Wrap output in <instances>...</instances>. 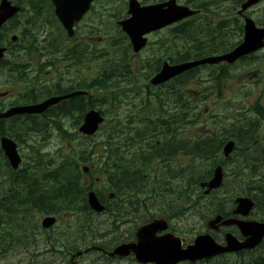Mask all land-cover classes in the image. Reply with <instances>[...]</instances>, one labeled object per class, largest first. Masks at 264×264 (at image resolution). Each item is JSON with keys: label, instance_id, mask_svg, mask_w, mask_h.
Segmentation results:
<instances>
[{"label": "rangeland", "instance_id": "obj_1", "mask_svg": "<svg viewBox=\"0 0 264 264\" xmlns=\"http://www.w3.org/2000/svg\"><path fill=\"white\" fill-rule=\"evenodd\" d=\"M32 1L37 2L36 5H38L40 0H32ZM138 1L141 3L152 4V3H155L161 0H138ZM191 1L194 3L201 2L200 0H191ZM106 2L110 3L111 6H108ZM180 2L182 5L185 4L184 0H180ZM98 3H99L98 5L94 6L92 13L90 12V14L86 15L85 18L75 27V31H77V39L79 42H82L81 46L83 47V49L84 47L88 48L89 50V51L87 50L88 53L85 54V56H82V57L80 56V59L79 61H77L76 64H72V65L62 64L64 68L61 69L60 71H54V70L49 71L50 74L48 76L43 75V79L47 78L49 81L44 83V80H40L39 87H36L35 85H31L30 91L44 92L43 90H41L43 87L48 88V86H52L54 88V86L55 85L57 86L58 84L63 89L69 88V87L77 88L79 85L86 84L87 82L105 78V76H103L105 72L107 73V76H108L109 72L115 71L114 67L102 66V63H103L102 61L105 58L106 54L105 52H99V51L103 49L102 39L105 38V35L109 34V36H113L114 31H115L114 21H117L120 18H123V17L119 18L118 16L119 14H122V9L125 10V6L117 5V3L124 4L120 0H109V1L100 0ZM206 4H207L205 5L207 7L205 8L206 13L198 19V21L202 22L200 23L202 24L201 26L202 28L201 29L196 28L197 26L196 24L194 26H190L191 28L190 32L193 35H198V36H201L202 38L206 37L209 33L207 31V28H209V25H208V22H206L205 20L210 21V26L213 27V23H214V26H216L219 23L226 22V19H223V18H227L229 15L235 14V10L232 11V5H230L229 2L221 3L217 0H208ZM25 8H26L25 13H22L18 19H15L13 21V24H12L13 26L11 25L8 26L9 28H12V29H11V32L7 35V39H9L11 35H17L19 37L20 32L25 27V23L27 22L28 17H30L31 15L30 14L31 10L28 9V7H25ZM43 16H44V19L42 20L41 25L37 26L38 30L35 32L36 46L38 47L39 50H43L45 48L47 49L49 47V51L53 52L59 46V43L63 44L64 42L63 40L67 39V36L65 35V33L62 32V29L59 23H57L54 19H52V10L50 8H47L43 11ZM247 16L253 19L255 23L264 27V1H262L259 5L255 6L251 10H249ZM45 24H48V25H45ZM232 29L234 28L231 26L229 30H232ZM234 31L235 30H232V32ZM22 34L20 35L21 37H23ZM165 35L166 34L162 33L154 38L151 37L150 38L151 45L149 46V48L141 52L140 54H138V56L132 55L131 52L128 54V57L131 62V66L134 69V73H135L134 81L130 82V79L128 78H131V76L127 75V73L125 72L126 69H123V68H119L121 70H124V73H122L123 75L115 73L112 76H110L111 79H109L111 81L113 79H116V81L119 84L118 88L116 87L110 90L111 93H117V94L112 95L113 97H116L117 99L114 102V105H117L119 103L123 105V107H121L118 110L117 108H111V116L115 120V122H112V126L117 124L122 127H129L131 131L130 135L132 137H136L137 131H135V127H139L138 128V132H139L141 125L133 124L134 122H137L136 120H134L137 118V116L134 113L132 116L129 115V118L133 119V121H131L130 124H128L129 122L127 120L129 118H126L128 115L125 114V111L127 109V105L131 104L134 101L133 95L137 91L135 92H132V91L141 88L142 94L145 95L144 87L148 84V81L151 77L147 79L148 71L143 70L141 68L143 66H145L143 68H146V67L152 68L157 63L159 58L156 59L153 57L152 59H150L152 60L151 62L149 63H146V62L148 61L149 58H151V56H153L154 53H156L154 51L152 52V50H154L155 48L154 46L156 42L160 38L164 37ZM117 37L118 36L114 38H117ZM217 37L220 38V40L218 41L219 43L228 42L229 40H233V42L235 43L240 40V37H242V34H236L234 35L233 38L228 34L220 35ZM23 39L26 41L24 37ZM114 41H115L114 44L117 46V49L119 47L118 50L120 51L121 55L123 57H127V54L124 51V48H121L120 45L122 44L126 48L128 47V41L124 40L121 42L119 39H114ZM212 43L214 44L216 42L213 41ZM79 53L80 55H82L81 54L82 52H79ZM23 59L27 60L26 57H24ZM121 61L122 59L118 58L115 61H112L111 63H116V62H121ZM66 67H68L67 70L65 69ZM230 67L231 68H229L228 70L229 78L225 82L223 80L218 82L215 79H213L214 76L217 74V72L214 69L206 68V67L200 70H197V72L201 71L200 73L196 72L193 75H190L188 77L184 76L178 80V83L176 84V86L182 87L186 85L183 88L187 89V91H185L184 94L186 95V99H188V101L182 99V102L189 105V108H190L187 118H189V120H195V117H198V120L196 121V123L193 124V128L189 130L184 129L181 131L180 127L178 130H175L174 128L172 138L174 142H178L183 147V148H180L178 151H185L188 147L185 146L186 140L183 138L192 139V137L195 134L201 133L198 130L200 129L203 130L202 128L204 126L206 127L204 135L213 136L216 132H219V130H221L222 137H224L226 132L230 130L229 126L234 125L233 123H235L236 121L237 122L239 121L238 124L242 126L243 124L242 121L246 122L247 120L246 123L249 126L247 127V129H249L251 133L249 136L244 138V140H239L237 136H234V135L232 136V133L231 134L228 133L224 137L226 138L227 136L231 135V138L229 137L225 139V141L234 139L235 143L237 144V154L235 155L243 159V165L237 167L240 169L242 168L243 171L241 172L239 170L235 173V175L237 176L245 175L246 176L248 174L247 171L249 170V169L247 170V168L252 166V162L254 160L258 161V158L246 157L244 156L245 152L251 151L256 154L255 152L256 145L257 146L264 145V50L256 54L254 59H250L248 61L247 59L241 60L237 64L230 66ZM197 78H199L200 81L197 80ZM129 82H130V85L128 84ZM23 84L24 83H20L14 76L9 75L8 73L0 72V93H5L8 91L11 92L12 90L15 93V96L12 97L11 99L7 100L5 98L1 100L3 107L9 105L10 103L16 102L17 101L16 99L18 98V95H17L18 92L20 93L23 92V94L28 92L29 89L23 90V86H22ZM47 84L48 86H46ZM220 85H222V87H218ZM126 88H128L127 92L122 91ZM153 89H157V88H153ZM166 90L167 89H163L162 90L163 93H161V97H163L165 101V108L163 109V111L165 112L168 111L170 113H175V112L180 111V109L177 108V99H175L173 96H170V94H167L169 90L168 91ZM120 91L121 93H119ZM155 92H158V90H155ZM218 94H221V96L219 97ZM91 95L95 96V91H93ZM125 97L127 98V101H125L124 99ZM137 100L138 99L136 98L135 101ZM257 104L261 107V108L259 107V109L262 110L261 113L263 116H258L255 110H253L254 106ZM94 107L96 110L103 109V108L108 109L107 105L102 101V97L99 95H97V99H95ZM132 108H129L127 110H131ZM205 108H208L210 110L209 116H206V117L204 116V113H203ZM73 113L74 112L70 114H73ZM199 113L201 115L194 116V114H199ZM107 115L109 117V114ZM145 118L147 120L155 119V117L152 116L149 113V111H145ZM46 119H44V121L47 123ZM205 120H209V122L207 124H204ZM248 122H251V123L249 124ZM148 124L150 123H146L144 125H148ZM252 124L255 126H253ZM68 126L70 125H67V128ZM22 127H23V130H21L20 131L21 133L19 132V135H17L20 138H23L26 131L33 129L34 127L37 130H39L38 132L41 134L40 138H37L39 144L45 143L46 145V143L50 139V134H48V132H45L43 130L45 127L38 125V124L36 126L34 121H28L27 123L22 124ZM46 128L48 130L51 129L48 123H47ZM207 128L210 130H214V131L216 130V132L206 131ZM15 129H17L16 126L14 127V130ZM65 129H66V126H65ZM159 132L161 131L159 130ZM73 133L74 131L69 133L71 134V136L63 144L66 146L67 142L69 144V142H73L74 140L75 141L74 147L77 149H81L80 146L76 145L79 142L78 140L79 138L73 136ZM162 134L165 137V141L166 139H169L168 136L166 135L164 128H162ZM221 134H216V137H218L219 139L221 137ZM253 135L255 136V138L257 137L256 140ZM45 136H46V139H45ZM122 140L123 142H126L127 138H123ZM211 140H214V139H211ZM99 141H100V138L92 139L90 141V146L93 148H96V144ZM150 143L154 145L153 137L150 140ZM217 143L220 144V140L216 141V144ZM49 146L53 148L56 147L57 150L60 149L59 142L57 140L50 141ZM134 146L135 147L138 146V142H135L134 145H130L129 148L134 147ZM35 148L38 149L39 147H35ZM111 148L113 149L112 146ZM115 149L116 148H114V150ZM135 149H137V147L134 149L132 148V150H135ZM19 150H20V155H22L25 161V164H27L26 160L28 159V157L31 156V152L26 146H23L21 149L19 148ZM163 152L164 151L161 149L157 151V153H159L160 155H164L165 153L163 154ZM44 153L45 151L42 152V154ZM175 154H173L171 157L172 164L168 166L162 165V168L163 170L169 169L168 170L170 172L169 174H173V175L175 174L176 176H178V174L182 170H179L174 164L173 157L175 156ZM109 155H110V151L108 154V160H111L109 159ZM234 157L235 156H233V158ZM161 158L165 160L163 157ZM261 159H263L264 161V157ZM210 160H213V158H210ZM256 161L254 163V167L260 166L259 167L260 174H258V177H252L251 180L246 182V184L249 185L250 188L252 189L245 190V188L242 186L243 190L248 194H253L255 192L254 186L256 184L255 185L253 184L256 182V180L259 177L264 176L263 163L259 165V163ZM187 163H189L188 171H189L190 178H192V175H194L195 172L197 173V176L203 177L210 170V167H208L207 163H204L202 161L198 162V161L192 160L191 158L190 161L184 162L183 165H186ZM195 164L196 166L193 167ZM230 167H232V165ZM27 168H30V167H27ZM160 169L158 171V174L161 173ZM239 179L240 178H234V180H239ZM164 183H165V186L163 190L165 192H164L163 198L162 197L156 198L152 201L151 197L147 194H143L144 196L142 194H139L136 197L137 199H139V202H140L138 206L141 205L142 207V210H140L141 213L147 211V208H148L150 210V213L153 214V218H165L166 219L168 218L169 215L165 214V213H168L167 211L166 212L162 211L163 208L165 209L170 208L173 211H175L179 206H182V208H186L187 206L192 207V208L195 207V205L192 204L191 202L188 203L189 200H187L185 197H182L181 200H177L172 195L171 196L169 195L173 193L172 191H174V189H178L181 186H183L182 188H184V186L190 182L184 181L179 184V179L175 178L171 180L166 179ZM242 185H243V182H242ZM140 187H145V185L142 183L140 184ZM190 189L195 190L194 196L192 197L191 200L198 198L201 204L197 205L198 208L196 207L194 210H191L185 213L184 215L180 216L177 219L174 218V219H171L170 221L167 220L168 224L176 231V232H172V231L171 232L174 233V235H176L183 241V246L191 244V242L195 239L196 236L206 233V222L215 214L213 213L216 210L215 205H218V203H221V204L223 203V201L220 200L219 202L214 203V207H213L212 206V203H213L212 196L209 197V199H204L200 197L199 192H202V191L196 185H192ZM174 194H176L175 191H174ZM129 197H131V194H129ZM145 200L147 202L149 201L150 202L152 201V202L147 203ZM174 200L177 202H175ZM160 201L162 202V204H164L162 208H158V205H157L161 203ZM170 201L172 203H170ZM153 202H159V203L154 204ZM182 203L184 205H182ZM186 203H188L187 206H185ZM229 205H230L229 202L225 200L224 206L226 208H229ZM255 210L257 213H259L257 218H260L264 214L263 210H261L260 207L256 208ZM137 216H140V217H137L135 219L130 218L132 219V221H134L133 224L142 222L141 219L145 217L146 214L137 215ZM38 218L39 217L37 216L36 218L37 221L39 220ZM95 221H96L95 224L103 223L102 224L103 230L105 234H108V236L103 240L99 239L97 235L95 236L89 235L85 237L84 243L82 244V247H80L83 250L88 248L87 243L89 245H92V244L109 245L108 242L110 240L118 239L116 240L118 244L121 242H126V240L130 237L132 238L134 234V230H130L132 227L127 230V233H124V230L126 229L127 226L120 225L122 227L120 228V230H117L115 232L116 237L112 238L113 234L111 236L109 235V233H111V230H110L111 220L109 219V217L107 215L99 216ZM146 221H149V219H147ZM36 234H37V238L35 240L37 243L36 248L30 247L29 252L18 249L17 252L14 254L13 258H1L0 264H72V261L74 262V264H89L90 261H94L96 258H98L94 254V252H88V253H85V255L75 256V258L73 259L71 258L72 259L71 261L70 257L73 255L74 252H70L69 254H67L66 259L55 258L56 260L52 261V258L50 257V255L46 254V250H48L47 249L48 247L44 245V239L48 233L42 232L41 229L37 227ZM71 235L72 233L70 231L61 232L60 238L62 239V242L65 244L64 246L67 247L70 244L69 239ZM92 246H95V245H92ZM57 249L58 250L61 249V251L63 250L62 248H57ZM263 252L264 250H260V251L254 252V254H259ZM224 260L229 263H233L238 260V257L235 255H229V256H226ZM112 264H132V262L131 260L130 261L125 260V261H120V262H116Z\"/></svg>", "mask_w": 264, "mask_h": 264}, {"label": "trees", "instance_id": "obj_2", "mask_svg": "<svg viewBox=\"0 0 264 264\" xmlns=\"http://www.w3.org/2000/svg\"><path fill=\"white\" fill-rule=\"evenodd\" d=\"M46 5H47V0H40L38 5H36V6H46ZM40 9H42V7H40ZM38 12H39L38 9H36L35 13H38ZM43 19H44V17L35 16L34 20L31 19L30 21H27L25 24H27L29 31H35L37 29V26L41 25V22ZM178 28H179V29H177L178 35L176 34L177 39H180V37L188 38L192 34L189 30L186 31L185 29H183L181 27H178ZM116 36H118V37L117 38H111V40L119 39L121 42L125 40L124 36L120 33L119 30L115 32V37ZM24 37H26V35ZM195 39L196 38L193 37L192 38L193 41L189 40L185 45L183 43H179L177 57H175V58L170 57L168 59V61L172 64H176V63H181V62H187L190 60L201 59V58H204V57L212 54L213 47H212L211 42H205L202 40H199V42H198V40H195ZM208 43H211V44L208 45ZM230 47H233V44L229 45L228 43H226L224 45V48L226 50H229ZM75 53H74L75 55L73 54V56H72V59L74 62H76V59H77L78 55L80 54L79 51L75 52ZM159 66H160V63L155 64L152 68H147V69L149 70V72L151 74H154L159 70V68H160ZM115 73H117V72L111 71L108 73V76H107V73H105L103 76H105V78H108L109 76H111ZM227 75H228V73H227V70L225 68L220 69L219 75H216L214 79H216L217 81H220V79H222L224 76L226 77ZM99 86L102 87L103 84H100ZM57 90L63 91L62 88H57ZM30 93L38 94V95H40V98H42L45 94H47L45 91L44 92L30 91ZM168 94H170L175 99H177V108H179L180 111L173 114L174 118L170 117L167 120H163L160 118L159 120H156L153 122H148V123H150L148 125H144L145 129L153 127L152 128L153 130H158V131L160 130L161 131V132H158V133H160L159 136L162 137V140L159 141L160 142L159 145L148 144L147 145L148 148L144 147L145 149H143V150L138 149V151L136 152V155H133V157H137V159H130L129 161L123 162L121 160L120 156L123 155V154H121V148L124 146V144L121 145L118 142L115 146V148L117 149V153L114 154L112 152V150H110V148H111V131L108 133V130L107 131L105 130L104 136H103L101 142L96 144V147H98V150L101 153V156L96 161L95 160L93 161V158H92L94 155V151L92 149H88V148L84 149V152H82L78 156L73 154L72 151L68 150V149H66L65 152H63V153H61L62 150L57 153V157H56V159H53L52 163H55L56 167L58 166V169H56L50 177H43V178H41V180H42V183H45V180H46L48 182V184L50 183V181L55 182L58 184V186L56 184H54L51 188H49L48 184L42 185L39 180L35 179L34 175H35V173L38 172V169L33 167L30 170L26 169V168L24 170V171H27V170L30 171L28 173L29 177H30V179H33V181H34L32 184H30L31 187L29 186V188L27 189L26 185L22 182V177L25 176V173L23 172L24 174L21 175V177H19L18 175H16L17 173L11 172L7 161L5 160V158L3 157V155L0 151V173H1L0 185L9 182L10 178H12V180L17 179L14 181H16L19 184V188L22 190L19 193L9 192V193L5 194L6 193L5 192L2 195H0V229L5 224H7L10 228V230L5 234V236H3V238L0 236V241H2V245H1L2 248H0V249H3L2 253L8 251L12 244L16 245L17 243H21V244L27 243V239H26L27 224L30 220L27 219L26 215H22L18 211V208L26 209L27 206H29V207H32L34 209V211H38L40 213H52L53 211L56 210V208L53 206L48 207V206L44 205L46 203L43 200H47L48 203H51L52 200L56 201V200H59L60 198H70V197L75 196V197H78V199L77 200H70L69 203H75L76 201H80V203H78L76 206H74L72 208V211L75 212L76 214H79V215H84L86 217L88 216L87 215V207H86L84 200H83L84 193H85V188L83 187L84 176L80 170L79 162L85 163L86 161H91L92 165H94L93 162H96L98 165H100V168L98 169L99 175L96 176L97 178H99L100 181L107 180V173H109V178H110L109 180L112 182L115 180V182L112 184V186L110 184V187H111V190L114 191V193L116 194V197H121V196H123V194L124 195L131 194V197H129L127 200H121V201L116 200L115 203H121V202L129 203L134 197H137L139 194H147L151 197V199H156V198H161V197L163 198V195L165 192L163 190L164 186H165V183L163 182L164 179L162 178V176L152 177L151 180L148 178V175L146 173L148 171V166H146V172H143L140 169V167L147 165L149 163L150 159L144 160L143 157L139 155V153L141 154V153L146 152L149 155V157H151V155L157 157L158 159H160L163 166H165V165L168 166V165L172 164L171 157H169V159H168V157H166L164 155H160L159 153H157V151L159 149L163 150V149H169V148H171V146L173 147L172 144L166 145L167 141H165V137L162 134V128L165 129V132L167 130H170L169 128H171V127H172V129L175 128V130H177L178 127L180 126V124L183 122L184 118H186L185 114H186L188 105L185 104L184 102H182V99L180 98V96L178 95V93L175 90L170 89ZM30 98H32V99H29L27 101V103H36L39 100L34 95ZM85 100H87V99H80V100H76V101L74 100L72 102L67 101V102L59 105L55 110H53V112L55 111V113L53 115L56 116L54 118H57V120H53L52 117H50V120H49L50 123L59 124L58 118H60V121H62V118L65 117V120L63 122L64 125L66 122H70V123L75 124L76 121L82 117V114L86 110V108L92 107L91 99H88L86 101V103H85ZM71 106H73L75 109H77L76 112H74L73 114L68 113ZM80 112L82 113V114H80V116L74 117L76 115V113H80ZM255 112L258 114V116H263L261 113L262 110L256 109ZM62 114H64V115H62ZM69 118L75 119V121H70ZM164 119H165V117H164ZM197 120H198V118L195 117L194 123H196ZM29 121H32V120H29ZM0 122H1L0 136L2 137V136H6L7 132H8V135H10V136L19 135V132L21 130H23L22 124H25L28 121L27 120H24L22 122L19 121V122L12 124L11 126H7V127H4L5 125H4L3 121H0ZM242 122L244 123V124H242V127L240 125H239L240 127L238 126V131L240 129L242 130V132H240L241 136L243 134L244 135L250 134L251 132L248 133L249 130L247 129L248 124L244 121H242ZM142 123H144V122H142ZM248 123L250 124L251 122H248ZM170 125H171V127H170ZM15 126L17 127V129L14 130ZM44 127L46 128L47 126H44ZM166 127H169V128H166ZM5 128H7V129H5ZM10 128H13L12 130H14V131H12ZM45 128H44V131L48 132V134H49V130L47 128L46 129ZM200 131H202V130L200 129ZM245 131H248V132H245ZM228 133H229V131L226 132V134H228ZM140 134H141L140 132H137V135L135 138H138L140 136ZM145 134L148 136V139H149L150 135H148L147 133H145ZM217 134H221V130H219V132ZM226 134L224 135V137L226 136ZM166 135L168 136L167 132H166ZM63 137L69 138L70 135L66 131H64ZM221 137H222V134H221ZM229 137L231 138V136H227L225 139H227ZM210 138L214 139V140H211ZM218 140L219 139H218V137H216V135L205 136L202 133L195 134L192 137V139L186 140L185 146L192 149L193 160L198 161V162L202 161L204 163H207L208 167H210V170L205 175L206 177L205 176L199 177V176H197V173L195 172L194 175H192V178H190L189 172H186V176L181 178V181L184 178H188L190 181H192V182H190L192 185H197L200 182L205 181L210 176L211 170L216 164V159H213V160H209V159L216 157L217 156L216 153L218 154L221 151L222 146H223V143H220V144L217 143L216 144V141H218ZM133 143L134 142L132 141L131 145H133ZM139 147H140V145H139ZM256 147H258V146L256 145ZM181 148H183V147H181ZM262 148H263V150H261L259 153H260V156L264 157V146H262ZM187 149L184 152H186ZM109 151H110L109 158H114V156H116L114 159L108 160ZM180 152L181 151H178L175 154V156L177 154H179ZM161 157H163L165 160H163ZM131 158H132V156H131ZM126 165H128V166H126ZM242 165H243V162H242ZM263 165H264V161H263ZM123 166H124V168H123ZM195 166H196V164L193 167H195ZM237 167H239V166L233 165L232 169L237 168ZM125 168H126V170H125ZM251 168H252V166L249 167L248 169H251ZM33 169H34V171H33ZM128 169H129V172L127 171ZM130 169L133 171H131ZM232 169L229 170L230 173H233ZM168 170L169 169H164V171H168ZM248 171H251V170H248ZM118 172L120 174L119 177H118ZM130 172H132V174ZM138 174H139V176H138ZM258 174H260V173H255V174L252 173L250 178L249 177L246 178V176L242 177V176H237V175H234L233 177L234 178H241L242 177L241 179H239L240 182H243L242 186L245 188H248L249 185H247L246 182L251 180L253 175H256V177H258ZM134 175H137V176L134 177ZM173 176H174V178L176 177L175 174ZM88 178L91 181L90 184L93 185L94 184L93 183L94 177L92 175H88ZM135 178H137V179H135ZM137 181H138V183H137ZM142 183L145 185V187H140V184H142ZM190 183L186 184L184 186V189L182 188L183 186H181L180 188L174 190L176 192L177 198H180L182 196H184L186 198L191 197V192L188 189L190 186ZM254 185H255L254 189H255L256 193H263L264 192V176L259 177L256 180V182L254 183ZM36 186L40 190V193L37 191ZM33 187H34V189L32 190ZM145 188H147V189H145ZM174 191H172L173 193L171 195L174 194ZM13 193L16 194L17 197ZM23 196L26 198L23 199L22 198ZM104 202L107 204L108 213L110 215H112L111 208L109 207V204L106 201V199H104ZM215 207H218L217 211H219V209H220L219 205H215ZM118 208H120V207H118ZM118 210L119 209L113 210V212L115 213L116 216L119 217L118 220L121 221V220H123L122 218H125V216H126V218H134V217L137 218L136 215H140V212H141L140 210H142V207L140 205L139 208L134 206V207H130L128 209H124L123 211L121 208H120L119 212H118ZM185 211H186L185 209H181L180 211H178L175 214L176 215L182 214ZM128 212H130V213H128ZM123 213H124V215H123ZM117 214H119V215H117ZM120 214H121V216H120ZM145 214L147 215L148 212L145 211ZM147 216H149V214ZM147 216L143 217L142 219L146 218ZM12 218H14L13 220H15V221H13ZM86 220H87L86 223L82 225V231H89L92 229L89 217H87ZM13 233H15V237H14ZM80 237H81V235H80ZM234 264H264V257L257 256L255 258H250L249 260H240Z\"/></svg>", "mask_w": 264, "mask_h": 264}, {"label": "water", "instance_id": "obj_3", "mask_svg": "<svg viewBox=\"0 0 264 264\" xmlns=\"http://www.w3.org/2000/svg\"><path fill=\"white\" fill-rule=\"evenodd\" d=\"M55 7V14L64 29L67 31L69 37L73 36V25L75 22L80 21L81 17L89 10L90 4L93 0H51ZM259 0H249L243 9L255 4ZM18 11L17 8L10 7L7 0H2L0 4V26L9 17ZM193 13L189 12L187 8L176 7L173 1L162 5L141 7L136 0H130L128 6V15L130 18L122 21L119 25L122 31L128 36L131 42L132 49L138 53L146 44V40L142 37L152 31L159 30L171 24H174L182 19L190 17ZM245 27V40L244 43L236 49L233 53L222 58H210L199 62H192L176 66H169L165 63L160 73L152 80V84H160L176 77L193 67L204 64H216L220 61L226 60L233 62L240 56L252 52L259 48V42L264 38V30L255 29L253 23L248 20ZM2 50H0V58ZM78 95V94H75ZM59 99H52L45 104L33 108L16 109L0 118H8L17 113H36L44 111L48 106L58 102ZM84 125L80 128V132L87 135L94 134L102 119L98 113H90L85 118ZM1 147L4 151L12 168H17L19 164V157L16 152V146L8 139L1 141ZM233 148V144L229 143L224 149L227 156ZM222 180L221 169L218 168L215 172L214 178L207 184H202V187H207L208 191L220 187ZM240 201L243 204L242 200ZM244 207L240 206L239 212L246 215L251 208L248 201ZM89 203L95 210L100 211L94 195L90 194ZM245 203V202H244ZM220 218H216L209 223V227H214V224L219 222ZM54 223L53 219H46L42 226L49 228ZM224 224V223H223ZM250 228V225H246ZM254 226V228H253ZM251 229L243 230L245 235L250 238L243 244H239L235 240L227 238V246L220 247L214 243L209 236L198 237L194 246L188 247L186 250H181L180 241L170 235L155 238L154 234L158 230L166 229V224L163 221L154 222L153 224L139 229L136 233L137 244L132 245L129 249L125 247L115 251V254L124 256L128 255L129 251L136 255V259L140 263L155 262L156 264H175L179 261H196L204 258H210L225 252H235L243 249H252L255 247L264 236V227L258 224L253 225Z\"/></svg>", "mask_w": 264, "mask_h": 264}, {"label": "bare ground", "instance_id": "obj_4", "mask_svg": "<svg viewBox=\"0 0 264 264\" xmlns=\"http://www.w3.org/2000/svg\"><path fill=\"white\" fill-rule=\"evenodd\" d=\"M45 50V52L47 51V53H52V52H50L49 51V47L46 49H44ZM52 51V50H51ZM76 54V53H75ZM74 54V55H75ZM82 54V53H81ZM80 56L82 57V55H78V57H77V59H76V63H77V61H79V59H80ZM86 60V59H85ZM80 63V62H79ZM170 91V90H169ZM167 94H168V92H167ZM36 96L39 100L40 99H42L43 97H45V95H47V94H45L42 98H40V95H38V94H33V93H30V95H29V97H32V96ZM171 96V95H170ZM189 110H190V108H189V105L187 106V111H186V118H184V120H183V122L181 123V124H184V123H187L188 121H189V118H187V115H188V113H189ZM55 113V111L53 112H51V114L50 115H53ZM64 113V112H63ZM66 113V112H65ZM69 113V112H68ZM176 113V112H175ZM174 114V113H173ZM62 115H64V114H62ZM59 116V115H58ZM66 116V115H65ZM53 120H57V118H52ZM27 120V119H26ZM64 120H65V118H62V121H60V118H58V121H59V124L60 125H64ZM69 120L70 121H75V119H72V118H69ZM27 121H29V120H27ZM239 122V121H238ZM238 122H236V123H233L234 125H231V126H229V128H230V132H229V134H231L232 133V136L234 135V136H237L238 138H239V140H244V138H246L247 136H249L250 134H243L242 136H241V133L240 132H242V130L240 129L239 131H238V126L240 125V124H238ZM246 122H247V120H246ZM180 124V125H181ZM226 124V123H225ZM244 124V123H243ZM71 125H74V123H71ZM175 125V124H174ZM253 125V124H252ZM236 126V127H235ZM241 126V125H240ZM253 126H255V125H253ZM170 127H171V125H170ZM174 127V126H173ZM180 127V126H179ZM179 127H178V129H179ZM242 127V126H241ZM249 127V126H248ZM34 128V127H33ZM153 127H150V128H146V129H144V132L143 133H141L140 134V136H139V139H138V141H139V145H140V147H138V149H141V150H143V149H145L144 147H146V148H148L147 147V145L148 144H151L150 143V140L152 139V137L154 138V141L155 140H162V137H160L159 136V131L158 130H153L152 129ZM166 128H169V127H166ZM5 129H7V128H5ZM11 130L13 129V128H10ZM43 129V128H42ZM46 129V128H45ZM170 130H167L166 132H167V134H168V138L169 139H167L166 141L168 142V144L167 145H173V147L171 146V148H169V149H163V154H164V156H166V157H168V159H169V157H172V155L173 154H175L181 147H182V145H180L178 142H174V140H173V138H172V136H173V130H174V128L172 129V127L171 128H169ZM177 129V130H178ZM256 129V128H255ZM44 130V129H43ZM249 130V129H248ZM12 131H14V130H12ZM25 131V130H24ZM39 131V130H38ZM11 132V131H10ZM245 132H248V131H245ZM251 131H249L248 133H250ZM21 133V132H20ZM23 133V132H22ZM145 133H147L148 135H150V137H149V139H148V136L145 134ZM218 132H216L215 133V135L217 134ZM235 133V134H234ZM7 135H8V132L6 133ZM240 135V137H239V135ZM255 135V134H254ZM253 135V136H254ZM152 136V137H151ZM229 136H231V135H229ZM13 137H18V136H14L13 135ZM242 137V138H241ZM19 139H23V138H20V137H18ZM241 138V139H240ZM254 138H255V136H254ZM257 138V137H256ZM256 138H255V140H256ZM45 139H46V136H45ZM253 139V138H252ZM251 141V140H250ZM254 141V140H253ZM166 142V143H167ZM248 143V142H247ZM245 144V143H244ZM243 145V144H242ZM241 145V146H242ZM254 145V144H253ZM247 146V145H246ZM264 146V145H263ZM113 147V146H112ZM244 148V147H243ZM242 148V149H243ZM111 150H112V152L114 153V154H116L117 153V149H115L114 150V147H113V149L111 148ZM245 150V149H244ZM261 150H263V148H262V146H258V147H256L255 148V152H256V154L254 153V152H250V151H247V152H245V154H244V156H246V157H251V158H258V161H256V160H254L253 162H252V168L251 169H249V170H251V171H247L248 172V174L246 175L247 177H250L251 176V174L253 173V174H255V173H260V169H259V167L260 166H257V167H254V163H255V161L256 162H258L259 163V165L261 164V163H263V159H261V158H263L262 156H260V151ZM240 153V152H239ZM139 155L140 156H142L143 157V159L144 160H146V159H150V161H149V163L147 164V165H145V166H143V167H140V169L143 171V172H146V166H148V171L146 172L147 173V175H148V178L151 180L152 179V177H158V176H162V178L164 179V181L163 182H165V180L167 179V180H171V179H179V184L180 183H182V182H184V181H187V182H192V181H190L188 178H184L182 181H181V178H183V177H185L186 176V172H189L188 171V169L187 170H182L179 174H178V176H176L175 178H174V176H173V174H169V171H164L163 170V168H162V164H161V161H160V159H158L157 157H155V156H152L151 155V157H149V155L146 153V152H144V153H139ZM116 156H114V158H115ZM114 158H109V159H114ZM155 159V160H154ZM210 160V159H209ZM208 160V161H209ZM245 160H247V159H245ZM156 161H159L160 162V167H159V169H160V172L161 173H159L158 174V171H159V169L157 170V171H154V169H153V167H152V165H153V163L154 162H156ZM250 161H251V159H250ZM146 162V161H145ZM228 163V162H227ZM111 164V163H110ZM228 164H230V163H228ZM126 166H128V165H126ZM256 166V165H255ZM264 166V165H263ZM33 167H30V168H28L29 170L30 169H32ZM36 168V167H35ZM123 168H124V166H123ZM128 168V167H127ZM122 169V168H121ZM120 169V170H121ZM123 170V169H122ZM121 170V171H122ZM125 170H126V168H125ZM131 170V169H130ZM243 171L242 170V168L240 169V168H234V169H232V171H233V173H232V178L234 179V175H235V173L237 172V171ZM264 170V169H263ZM28 171V170H27ZM24 171V173H25V176H23L22 177V182L26 185V187H27V189L29 188V186H30V184H32L34 181H33V179H30V177H29V172L30 171ZM33 171H34V169H33ZM128 172H129V169L127 170ZM131 171H133V170H131ZM164 171V172H163ZM131 174H132V172H130ZM140 173V172H139ZM239 173V172H238ZM241 174V173H240ZM119 172H118V177H119ZM143 175V174H142ZM182 175H183V177H182ZM129 176V175H128ZM132 176V175H131ZM135 176H137V175H134V177ZM138 176H139V174H138ZM245 176V175H244ZM16 177V176H15ZM243 177V176H242ZM253 177H256V175H253ZM135 179H137V178H135ZM241 179V178H240ZM40 182H41V184L42 185H45V184H48V182L45 180V183H42V180L40 179L39 180ZM128 181V180H127ZM20 182V181H19ZM51 182V181H50ZM112 181H110L109 180V183L111 184V186H112V184L115 182V180L111 183ZM136 182V181H135ZM137 183H138V181H137ZM136 183V184H137ZM171 183V182H170ZM21 184V183H20ZM167 184V183H166ZM23 185V184H22ZM254 185V184H253ZM169 186V185H168ZM31 187V186H30ZM247 187V186H246ZM170 188V187H169ZM178 188V187H177ZM245 188V187H244ZM34 189V187L32 188V190ZM36 189H37V191L40 193V190L37 188V186H36ZM171 189V188H170ZM249 189H252V188H250V186L248 187V188H245V190H249ZM175 190V189H174ZM171 191V190H170ZM14 194V193H13ZM16 197H17V195L16 194H14ZM143 195V194H142ZM167 195V194H166ZM169 195H171V194H169ZM144 196V195H143ZM140 197H142V196H140ZM166 198V197H165ZM17 199V198H16ZM124 199V194H123V196H121V197H116V199L115 200H113V201H110V200H106L107 202H108V204H109V207L111 208V213H112V217H113V219H114V228H117V227H120V225H124L125 224V222L127 223L129 220H130V218H126V216H125V218H122L123 220H118V216H116L115 215V213L113 212V210H116V209H119L120 210V208L122 209V211L124 210V209H128V208H130V207H134V206H136L137 208H139V206H138V204H140V202H139V199H137L136 197H134L129 203H127V204H125V205H121L120 203H115L116 202V200L117 201H121V200H123ZM147 200V199H146ZM145 200V201H146ZM152 201L154 200V199H151ZM142 201H143V199H142ZM144 201V202H145ZM148 201V200H147ZM146 201V202H147ZM151 201V202H152ZM150 201L149 202H147V203H151ZM161 202V201H160ZM213 202V201H212ZM154 204H157V203H159V202H153ZM144 204V203H143ZM142 204V205H143ZM104 205H105V208H106V211L108 210V208H107V204L104 202ZM148 205V204H147ZM146 205V206H147ZM150 205V204H149ZM158 205V204H157ZM112 206V207H111ZM153 206V205H152ZM118 207H120V208H118ZM151 207V206H150ZM7 208V207H6ZM198 208V207H197ZM148 209V208H147ZM217 209H218V207H216V210L215 211H217ZM220 209H227L226 207H220ZM4 210V209H3ZM119 210H118V212H119ZM121 211V212H122ZM126 211V210H125ZM145 211V210H144ZM139 212V211H138ZM75 213V212H74ZM107 213H108V211H107ZM128 213H130V212H128ZM109 214V213H108ZM127 214V213H126ZM139 214V213H138ZM145 214V212H140V215H144ZM79 215V214H78ZM117 215H119V214H117ZM123 215H124V213H123ZM148 215V214H147ZM194 215V214H193ZM120 216H121V214H120ZM17 217V216H16ZM136 217H138L137 215H136ZM14 218H12V220H13ZM19 219V218H18ZM13 221H15V220H13ZM19 221V220H18ZM78 238H80V235H78Z\"/></svg>", "mask_w": 264, "mask_h": 264}, {"label": "flooded vegetation", "instance_id": "obj_5", "mask_svg": "<svg viewBox=\"0 0 264 264\" xmlns=\"http://www.w3.org/2000/svg\"><path fill=\"white\" fill-rule=\"evenodd\" d=\"M76 63V62H75ZM48 69H51V68H48ZM29 70H30V72H33V73H35V74H37L36 75V77H34V78H38V80H40V76H41V71H43L42 70V68L41 67H31V68H29ZM42 74H49V72L48 71H45L44 73H42ZM1 100V99H0ZM2 108V103L0 102V109ZM77 109H75L73 106H71L70 107V109H69V113H72V112H75ZM53 111V110H52ZM52 111H50L49 112V115L51 114V112ZM50 117H52V118H54V117H56L55 115H50ZM23 118H26L27 120H32V118L33 117H31V116H25V117H21V119H23ZM20 119V118H19ZM14 120H17L18 121V119H14ZM18 138V137H17ZM217 154V153H216ZM213 159H216V163H221L222 162V160H221V158L219 157V154H217V156L216 157H214ZM228 162H230L229 160H227ZM229 166H231L230 164H229ZM249 168V167H248ZM28 169V168H27ZM206 175V174H205ZM204 177V176H203ZM251 177V176H250ZM125 196V195H124ZM128 199V198H127ZM127 199H123V200H127ZM121 205H125V204H127V203H125V202H121L120 203ZM112 207V206H111Z\"/></svg>", "mask_w": 264, "mask_h": 264}]
</instances>
